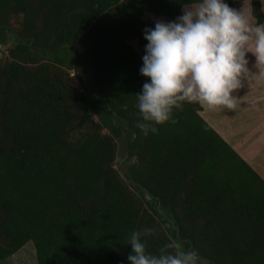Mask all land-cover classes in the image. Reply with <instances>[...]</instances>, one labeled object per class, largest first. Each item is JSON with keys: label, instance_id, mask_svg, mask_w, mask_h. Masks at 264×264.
<instances>
[{"label": "trees", "instance_id": "trees-1", "mask_svg": "<svg viewBox=\"0 0 264 264\" xmlns=\"http://www.w3.org/2000/svg\"><path fill=\"white\" fill-rule=\"evenodd\" d=\"M246 1L264 23L261 0H225ZM196 3L0 0V260L31 241L37 264H129L140 231L151 253L182 244L205 264H264V179L201 106L155 133L136 126L143 15L174 21Z\"/></svg>", "mask_w": 264, "mask_h": 264}, {"label": "clouds", "instance_id": "clouds-1", "mask_svg": "<svg viewBox=\"0 0 264 264\" xmlns=\"http://www.w3.org/2000/svg\"><path fill=\"white\" fill-rule=\"evenodd\" d=\"M253 19L251 9L232 8L225 0H197L194 7H183L175 21L157 20L154 28H146L140 75L149 82L135 94L136 126L155 133L153 125L175 123L173 112L185 103L235 110L234 93L252 75L248 54L264 67V23ZM143 235L130 234L129 264H205L198 251L182 244H166L151 253Z\"/></svg>", "mask_w": 264, "mask_h": 264}, {"label": "crops", "instance_id": "crops-1", "mask_svg": "<svg viewBox=\"0 0 264 264\" xmlns=\"http://www.w3.org/2000/svg\"><path fill=\"white\" fill-rule=\"evenodd\" d=\"M263 9V2L261 0ZM195 4L184 7H194ZM235 9H249L248 4L242 2L233 6ZM264 12V9H263ZM156 16V15H155ZM143 18L155 26L153 14L145 13ZM164 18V17H162ZM177 17L174 19V21ZM168 21V20H167ZM254 23V19H253ZM137 49L136 42H130ZM145 53L142 54L144 56ZM250 61L249 68L252 75L246 79L244 86L237 90L234 95L237 97V108L235 110H208L201 106L199 111L203 119L228 143H232L235 150L241 149L234 143L242 141L240 135L255 136L254 140L264 141V67L255 65V58L251 53L247 57ZM263 148L259 147V155ZM240 155V153H239ZM242 156V155H240ZM244 159V157H243ZM246 161V160H245ZM247 162V161H246ZM248 163V162H247ZM255 171L264 179V167Z\"/></svg>", "mask_w": 264, "mask_h": 264}, {"label": "rangeland", "instance_id": "rangeland-1", "mask_svg": "<svg viewBox=\"0 0 264 264\" xmlns=\"http://www.w3.org/2000/svg\"><path fill=\"white\" fill-rule=\"evenodd\" d=\"M263 9H264V0ZM249 7V2L246 1ZM153 22L155 23L157 20H162L164 22H168L166 18H162L159 16L153 15ZM2 49V48H0ZM2 51H4L2 49ZM71 74L74 75V72L71 71ZM76 77L75 75L73 76ZM77 85L81 87L80 82L76 81ZM255 136L250 135H240L239 138L243 139L242 141L234 143L241 150L238 151L241 157L248 162V164L255 170H260V168L264 167V141L262 140H254ZM118 151L115 159V168L122 175L124 180L130 184V180L126 177L127 174V162L126 157L123 150L124 140L120 139L118 141ZM230 144V143H229ZM232 145V143L230 144ZM259 147L263 148V151L259 155L258 150ZM260 175V174H259ZM0 264H37L35 258V250L31 241L26 242L18 251H16L10 257H7L3 260H0Z\"/></svg>", "mask_w": 264, "mask_h": 264}]
</instances>
